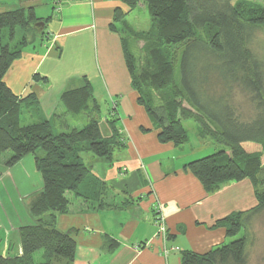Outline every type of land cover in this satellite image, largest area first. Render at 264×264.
Instances as JSON below:
<instances>
[{
    "label": "trees",
    "instance_id": "trees-1",
    "mask_svg": "<svg viewBox=\"0 0 264 264\" xmlns=\"http://www.w3.org/2000/svg\"><path fill=\"white\" fill-rule=\"evenodd\" d=\"M121 2L130 11L140 0ZM145 3L154 35L152 30L132 26L126 19L128 11L121 7L115 9L110 28L122 34L132 85L138 92L139 103L159 128V139L176 146L187 143L190 134L183 121L194 118L199 137H211L225 147L187 163L186 167L208 193L227 182L248 178L258 200L253 208L218 221L229 238H237L205 253L184 250L181 264H249L251 220L264 212V60L251 47L257 31L264 28V6L246 0ZM39 20L33 6L0 12V157L11 151L6 164L12 166L33 154L43 183L42 190L28 205L36 221L18 226L22 253L0 254V264H74V229L65 231L57 226L58 216L69 211L67 193L92 203L95 209L115 205L105 202V180L82 157L83 151H89L111 163L115 148L123 145L114 114L108 119L111 135L102 134L101 107L87 77L82 78L79 87L64 90L60 95L68 115L87 117L79 127L70 126L64 115L57 118L58 124L55 118L42 117L37 95L31 92L20 96L4 79L13 61L21 55L22 47L33 40L29 32ZM5 28L9 29L10 40L15 38L17 28L22 30L23 37L15 46L3 42ZM141 39H146V46L136 53L133 47ZM141 52L148 53L149 65L153 59L155 72H138ZM151 88L169 94L166 99L156 98L150 94ZM235 88L251 93L255 109L249 117H244L234 103ZM24 112L39 119L21 124ZM39 149L43 153H38ZM1 175L0 171V178ZM39 250L43 255L36 262Z\"/></svg>",
    "mask_w": 264,
    "mask_h": 264
},
{
    "label": "crops",
    "instance_id": "crops-1",
    "mask_svg": "<svg viewBox=\"0 0 264 264\" xmlns=\"http://www.w3.org/2000/svg\"><path fill=\"white\" fill-rule=\"evenodd\" d=\"M27 1L29 5L21 7L33 6L39 21L45 23V33L40 35L47 50L36 52L28 47L36 39L31 33L33 40L22 47L8 70L17 72L24 87L15 90L8 78L6 83L20 96L34 92L42 117L55 118L58 124L59 116L73 117L60 100L61 93L79 87L86 76L100 107L101 98L111 99L123 142L115 148L111 163L87 155L92 169L107 185L105 202L114 206L95 209L92 203L67 193L69 211L58 216L57 226L65 231L74 229V264H181L184 250L205 253L228 242L231 238L226 228L217 223L231 213L256 206L254 186L245 178L208 193L186 164L222 149V144L197 133L195 145L191 137L180 146L159 139V128L139 103L132 85L122 34L110 28L115 9L127 12L128 7L121 0H59L57 9L55 0H44L47 5L38 12L36 0ZM76 118L81 123L68 124L79 127L87 121L85 115ZM111 133L110 129L102 134ZM37 184L28 190L16 185L22 201L31 192L42 190V177ZM161 216L166 238L158 233ZM9 223L0 215V239L6 238L3 246L0 242V254L20 255L18 226L23 220Z\"/></svg>",
    "mask_w": 264,
    "mask_h": 264
},
{
    "label": "rangeland",
    "instance_id": "rangeland-1",
    "mask_svg": "<svg viewBox=\"0 0 264 264\" xmlns=\"http://www.w3.org/2000/svg\"><path fill=\"white\" fill-rule=\"evenodd\" d=\"M1 1V0H0ZM3 3L0 2V12L12 10L21 6H28L29 1L27 0H2ZM238 1V0H236ZM249 2H252L254 4H260L264 6V0H246ZM37 4H39L38 12H43L46 5L44 0H36ZM41 10V11H40ZM55 10V9H53ZM55 10V14H56ZM58 14V13H57ZM56 14V15H57ZM128 21L131 23L132 26H134L138 30H145L151 32V34L155 33L154 27H152V23L150 20V15L146 7L145 0H140L139 4L127 15ZM33 28L35 29L34 33L36 35L35 42L31 43L28 47L35 48L36 52H44L47 50L46 47L42 46L41 43V35L40 32L36 27L35 24L33 25ZM48 28V26L46 27ZM153 28V29H152ZM32 29L29 32V37H31V33L34 30ZM37 29V30H36ZM149 36V35H148ZM23 37V32L20 28H17V33L14 39H9V29L5 28L3 30V42L4 43H11L12 46H15L17 42H19ZM146 39H141L137 42H135V47L133 49L136 53H139L144 46H146ZM154 42L152 41V45ZM251 47L255 54L264 60V28H261L257 31L255 34L254 40L251 43ZM141 52V56L139 55V61H138V72H142L144 69H147L149 71L155 72L156 66L154 65L153 59H151V64H148V59L150 60V57L148 56V53ZM11 69V68H10ZM13 76V79H12ZM9 79L10 83L14 84L15 90H21L24 87V80L21 79L18 81L17 79V72L15 70L8 71L6 73V76L4 77L5 81L6 79ZM149 81V80H148ZM30 90V88H29ZM150 94L153 96L160 97L162 99H166V96L169 94V92H158L157 90L151 88ZM234 103L238 106L240 111L243 112L244 117H249L253 114V111L255 109L254 103L252 102L251 93L242 90L240 88H235L234 90V96H233ZM101 111L99 113V121H100V128L103 134L110 133V125L108 122V119L113 117V112L115 110L113 109V103L109 97L101 98ZM187 105L186 103H184ZM71 116V115H70ZM117 116V114H116ZM39 118L37 116L32 115L29 112H24L21 116V124H29L32 122L37 121ZM69 122L72 124L81 123L78 118L75 116L70 117ZM183 124L185 127L189 130L190 137L193 143L195 139V135L197 133L198 129V122L194 118H188L183 121ZM57 132H59V129H56ZM198 135V133H197ZM225 147L224 145H222ZM38 153H43L42 150H38ZM87 153V154H86ZM12 152L7 151L0 157V171L2 172L1 178H0V215L4 218V221L7 222L9 225V220L12 222H15L19 219L23 220V223H34L36 219L31 216L29 211L27 210V204L30 202L27 201V198L32 196V199L37 194V192H31V194L22 201V199L19 197L17 192L16 185L21 186L24 190H28L27 188H34L37 183L41 179V174L36 166L34 155L28 154L25 158H22V162H17L16 164L12 166H8L6 164V161L11 156ZM87 155H91L94 157H98L94 154H92L89 151H83L82 157L83 160L89 164V160ZM250 180V179H249ZM251 181V180H250ZM29 189V190H30ZM256 194V193H255ZM257 197V196H256ZM251 223L250 227V235L252 237V243L249 245V264H264V212L260 213L256 217H254ZM1 234H3V230H1ZM0 234V235H1ZM236 237H233L229 240H234ZM1 245L3 246L6 238L0 239ZM1 251V250H0ZM43 255V251L39 250L35 254V260L36 262L41 261Z\"/></svg>",
    "mask_w": 264,
    "mask_h": 264
},
{
    "label": "built area",
    "instance_id": "built-area-1",
    "mask_svg": "<svg viewBox=\"0 0 264 264\" xmlns=\"http://www.w3.org/2000/svg\"><path fill=\"white\" fill-rule=\"evenodd\" d=\"M59 2H60L59 0H55V6L57 9H60V6L58 5ZM157 226H158V233L162 234L163 237L166 238L167 228H166L165 221L162 216L157 220Z\"/></svg>",
    "mask_w": 264,
    "mask_h": 264
},
{
    "label": "water",
    "instance_id": "water-1",
    "mask_svg": "<svg viewBox=\"0 0 264 264\" xmlns=\"http://www.w3.org/2000/svg\"><path fill=\"white\" fill-rule=\"evenodd\" d=\"M44 21H37L36 23H35V27L39 30V31H42L43 30V28H44Z\"/></svg>",
    "mask_w": 264,
    "mask_h": 264
}]
</instances>
